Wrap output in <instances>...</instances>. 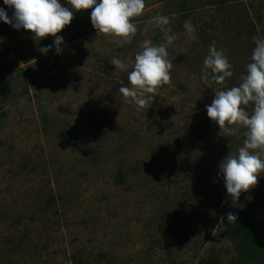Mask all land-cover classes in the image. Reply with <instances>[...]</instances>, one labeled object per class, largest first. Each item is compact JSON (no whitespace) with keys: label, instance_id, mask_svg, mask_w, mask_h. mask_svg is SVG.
<instances>
[{"label":"rangeland","instance_id":"rangeland-1","mask_svg":"<svg viewBox=\"0 0 264 264\" xmlns=\"http://www.w3.org/2000/svg\"><path fill=\"white\" fill-rule=\"evenodd\" d=\"M0 8L12 17L3 0ZM157 14L170 17L177 36L167 48L171 81L137 110L119 93L120 81L129 84L145 40L164 42L151 23ZM133 22L132 43L117 46L97 34L89 13L75 41L64 29L57 34L59 55L54 46L39 51L54 37L37 41L0 22V80L9 88L0 96V264H73V256L83 264H200L212 253L229 264L235 257L226 215L264 190V177L233 204L219 164L243 145L244 129L223 137L208 118L206 106L222 89L202 80L203 61L214 42L233 66L225 87L238 86L253 38L264 39V0H145ZM114 57L127 70L116 71Z\"/></svg>","mask_w":264,"mask_h":264},{"label":"clouds","instance_id":"clouds-1","mask_svg":"<svg viewBox=\"0 0 264 264\" xmlns=\"http://www.w3.org/2000/svg\"><path fill=\"white\" fill-rule=\"evenodd\" d=\"M69 7H63L60 0H3L7 9L12 10L10 18L5 8H0V22L15 30L30 32L37 41L51 36L52 44L39 51L46 54L55 47L61 54L63 37L57 35L73 20L74 13L91 9L90 20L97 34L109 38L117 46L130 45L138 29L133 18L140 17L145 10V0H67ZM151 23L163 34V41L154 44L145 40L142 50L135 55L133 68L128 72L129 84L120 81L119 93L126 102L137 110L144 109L163 85L171 81L172 62L167 48L177 40L170 27V17L157 14ZM190 39L195 27L186 21L183 25ZM255 47L246 74L241 76L238 86L225 87V81L233 76L232 65L222 50L213 42L203 61L202 80L214 82L222 90L215 92V98L206 106L208 118L219 127V135L236 136L244 129L243 145L236 153H230L219 164V176L222 177L227 194L233 204L257 185L258 178L264 177V39L254 37ZM111 64L116 71L127 70L128 65L114 57ZM251 107V112L247 109ZM224 218H222L223 220ZM228 223L236 222L237 217L228 212Z\"/></svg>","mask_w":264,"mask_h":264},{"label":"trees","instance_id":"trees-1","mask_svg":"<svg viewBox=\"0 0 264 264\" xmlns=\"http://www.w3.org/2000/svg\"><path fill=\"white\" fill-rule=\"evenodd\" d=\"M217 3L222 6L224 1H218ZM90 12L91 9L74 13L71 24L64 28L65 32H71L68 43L75 41L81 35L82 21L85 15ZM16 65L17 62H14L13 66ZM8 94L7 81L0 80V96H8ZM247 110L251 112V107ZM62 136L65 139L74 137V135H68L67 133H63ZM117 180L119 184H122L120 173ZM228 212H232L237 217L236 222H227L224 229L225 235L233 242L236 253L229 264H264V190L254 191L250 201L246 203L244 208L236 207ZM72 263L83 264L78 256L72 257ZM200 264H219V261L212 253L202 259Z\"/></svg>","mask_w":264,"mask_h":264}]
</instances>
